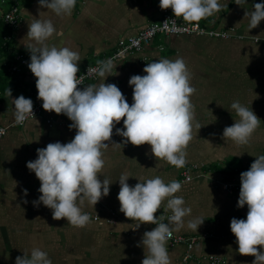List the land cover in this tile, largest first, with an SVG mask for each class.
I'll list each match as a JSON object with an SVG mask.
<instances>
[{
	"label": "crops",
	"instance_id": "crops-1",
	"mask_svg": "<svg viewBox=\"0 0 264 264\" xmlns=\"http://www.w3.org/2000/svg\"><path fill=\"white\" fill-rule=\"evenodd\" d=\"M235 2L218 0L221 10L199 23L223 31L234 28L243 39L160 35L142 54L113 62L105 83L115 84L131 105L133 88L128 83L131 76L146 75L143 69L154 60L183 58L191 74L190 84L196 89L190 98L194 105L193 125L199 123L202 127H193V139L185 150L187 163L181 168L156 159L148 144H110L103 150L105 164L98 173L101 182L103 179L112 182L109 194L95 206L84 207L83 211L91 218L84 227L72 226L66 218L55 220L51 209L34 203L41 195L40 181L26 167L27 162L37 159L38 148L70 142L76 129L69 128L72 121L66 115L45 110L24 126L15 125L12 99L23 95L32 100L33 107L40 100L34 75L13 70L18 64V54L31 55L27 48L28 23L34 17L52 20L56 32L47 44L77 51L81 58L80 73L87 66L109 58L120 40L161 20L166 10L173 12L171 8L162 10L159 0H76L71 15L57 16L40 8L38 0L22 2L10 53L4 51L0 57V125L7 129L6 136L0 139V264H15L16 257H22L24 252L30 257L36 247L46 251L53 264H142L144 249L137 245L155 225L137 227L139 221H132L120 212L117 197L119 178L124 173L130 176L127 181L130 186L156 176L166 184L173 180L181 183V190L175 195L183 197L191 215L184 217L183 228L173 232L198 236L200 240L191 252L186 245L171 246L167 242L171 264H214L210 258L220 259V264H252L255 257L239 254L230 229L232 218L246 219L247 205L238 208L240 189L229 193L223 189V183L232 181L240 186V174L249 170L256 157L264 155V44L254 42L255 37L264 36V20L249 29V17L245 16L254 10V4L264 0H246L241 5ZM4 7L0 8V15L9 10L10 3ZM40 12L47 14L39 17ZM23 39L25 46L21 43ZM143 58L149 61L142 62ZM101 82L104 80L99 77L81 90ZM234 101L253 110L261 120L246 145L223 138L224 128L239 119L231 108ZM116 128H124L123 118L111 137V142L123 144L125 138L116 134ZM187 170L191 171V182H183ZM166 205L167 200L155 214L157 217L172 215L171 210L164 211ZM194 218L204 220L197 231L187 227V222ZM257 248L264 252V247ZM189 255L192 257L187 259Z\"/></svg>",
	"mask_w": 264,
	"mask_h": 264
},
{
	"label": "clouds",
	"instance_id": "clouds-1",
	"mask_svg": "<svg viewBox=\"0 0 264 264\" xmlns=\"http://www.w3.org/2000/svg\"><path fill=\"white\" fill-rule=\"evenodd\" d=\"M40 8H46L57 16L71 15L76 0H38ZM237 5L246 0H236ZM162 10L171 8L175 17H182L189 23H197L221 10L218 0H159ZM249 17V29L256 28L264 20V3L253 5ZM45 15L47 12H40ZM175 23V22H174ZM27 48L30 63L27 65L36 78L38 99L42 100L45 111L64 114L76 129L74 138L68 143H49L38 148L37 159L27 162L26 167L35 173L40 181L38 201L52 210L55 220L66 218L75 227H84L90 216L83 211L85 206H95L109 194L108 179L101 180L98 173L104 167V151L112 145L134 146L148 144L156 159H162L176 168L184 167L186 148L193 139V127L200 129L199 123L193 125L194 105L191 96L196 89L191 86V74L183 58L159 59L147 63L143 69L146 75H133L128 83L133 88V103L130 105L121 90L112 83H105L111 75L113 62L99 61L98 68L88 72L96 73L104 82L87 85L83 90L78 78L77 51L69 47L49 46L47 41L56 32L52 20L35 18L29 24ZM170 31H180L173 27ZM24 39L21 41L23 43ZM25 46V45H24ZM11 96V90L8 89ZM14 118L17 124L23 123L33 114V102L23 95L12 99ZM231 108L239 117L234 124L223 130V138L237 145L249 143L253 132L259 127L260 119L239 101ZM123 118L124 128H116V134L125 138L123 144L111 142L113 129ZM108 142V143H106ZM210 144V143H209ZM211 146V144H210ZM130 176L121 174L119 178L118 201L120 212L140 224L155 227L143 234L142 264H171L166 247L173 231L185 226L184 217L191 215V208L185 206L182 196L175 194L181 190V183L173 180L165 183L161 177L147 179L135 186L127 181ZM27 195V190H24ZM167 200L166 210H171L168 223L164 217L155 214ZM247 205L246 219L232 218L231 232L236 237L238 252L244 256H254L252 264H264V155L256 157L249 170L240 174L238 208ZM204 220L194 218L187 227L198 229ZM172 225L173 227H170ZM15 264H53L46 251L33 248L29 253L17 256Z\"/></svg>",
	"mask_w": 264,
	"mask_h": 264
},
{
	"label": "built area",
	"instance_id": "built-area-1",
	"mask_svg": "<svg viewBox=\"0 0 264 264\" xmlns=\"http://www.w3.org/2000/svg\"><path fill=\"white\" fill-rule=\"evenodd\" d=\"M20 4L14 5L13 9L9 11L7 14L4 15L3 19L4 22L10 27V29L13 30V32L17 29L19 21H20V15H21V7ZM175 22V23H174ZM173 27L179 28L180 31H170ZM13 32H11V36H7L5 38L6 42H10L13 39ZM164 35L167 37L170 36H207L210 38H217V39H224L228 40L233 37L243 39L242 36H238L236 30L234 28L230 30H218L213 29L210 27H206L198 22L195 23H189L185 21L179 20L177 17H175L169 10H166L164 12V15L161 20L154 22L152 24H149L146 28L140 30L138 33H136L134 36L125 38L119 41L117 49L115 52L107 59L111 60L112 62H119L122 60H125L131 56L140 55L144 52V50L151 46L155 39L160 36ZM255 43H262L264 44V36L263 37H255L254 38ZM16 61L18 64L14 65L13 70L14 71H26L27 73L33 75L28 68V64L30 63V56L20 53L16 57ZM149 61L147 58H143L142 62ZM99 65H91L87 66L84 70H82L80 73L77 74L78 78H81V85H78V88H82L86 84L92 81H96L99 76L96 73L88 72V68L95 69L98 68ZM42 100H39L38 103L33 107V114L29 115L28 118L20 124H17L15 122V125L17 126H24L29 120L36 118L43 112L42 107ZM7 129L0 125V139L6 136ZM193 180L192 174L190 170H187L183 173V182H191ZM223 189L229 193H234L240 189V186L236 185L234 182L229 181L223 183ZM171 216V214H163L164 220L163 222L168 223V217ZM95 220H98V218L95 217ZM200 240V237L198 236H181L177 235L173 232L172 237L167 241L170 243L171 246L183 244L186 245V247L189 249L188 251L191 252L197 242ZM192 256L189 255L187 259H190ZM207 258V257H205ZM212 263L214 264H220L222 261L220 259L216 258H210Z\"/></svg>",
	"mask_w": 264,
	"mask_h": 264
},
{
	"label": "trees",
	"instance_id": "trees-1",
	"mask_svg": "<svg viewBox=\"0 0 264 264\" xmlns=\"http://www.w3.org/2000/svg\"><path fill=\"white\" fill-rule=\"evenodd\" d=\"M24 0H0V4L1 5H6L7 3H10V8L9 10L3 12L0 15V57L2 55V52L7 51L9 52L11 50V46H12V41L10 42H6L5 38L7 36H11V32H13L12 29H10V27L4 22L3 16L5 14H7L9 11H11V9H13L14 5L20 4L19 6L21 7V4ZM15 34V32H13ZM10 53V52H9Z\"/></svg>",
	"mask_w": 264,
	"mask_h": 264
},
{
	"label": "rangeland",
	"instance_id": "rangeland-1",
	"mask_svg": "<svg viewBox=\"0 0 264 264\" xmlns=\"http://www.w3.org/2000/svg\"><path fill=\"white\" fill-rule=\"evenodd\" d=\"M0 5H1V4H0ZM10 5H11V4H10ZM4 6H5V5H4ZM4 6L1 5L0 8L4 9V8H5ZM13 36H14V33H13Z\"/></svg>",
	"mask_w": 264,
	"mask_h": 264
}]
</instances>
